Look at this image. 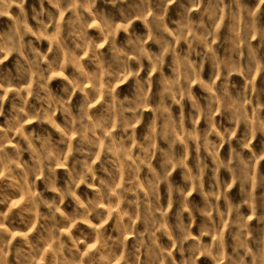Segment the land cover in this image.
<instances>
[{
  "label": "clouds",
  "instance_id": "clouds-1",
  "mask_svg": "<svg viewBox=\"0 0 264 264\" xmlns=\"http://www.w3.org/2000/svg\"><path fill=\"white\" fill-rule=\"evenodd\" d=\"M26 3L0 0V264H264V0Z\"/></svg>",
  "mask_w": 264,
  "mask_h": 264
},
{
  "label": "rangeland",
  "instance_id": "rangeland-1",
  "mask_svg": "<svg viewBox=\"0 0 264 264\" xmlns=\"http://www.w3.org/2000/svg\"><path fill=\"white\" fill-rule=\"evenodd\" d=\"M33 2H34V0H27V3L25 4V9L30 11V6L32 5ZM46 7H50V5L47 4V2H46ZM171 8H172L173 11L177 10V6L176 5H172ZM18 12H19V9L17 7H13L11 9V14H15V13H18ZM11 14L8 15V16H0V28H7V26H9V25L12 24ZM193 15L195 16V15H197V13L196 12H193ZM137 24H141V22L140 21H137ZM51 31H52V29H49V32H51ZM89 31L90 32H97L98 33V28H97L96 25H91L90 28H89ZM120 35L123 36V33H120ZM222 35H223V33H222ZM29 38L30 39H35V37H29ZM254 43H258V42L254 41ZM42 45L46 49L49 46V40L42 39ZM179 47L186 48V45H184L183 43H181L179 45ZM104 48H106V46H104ZM167 59H169V58H166V60ZM84 61L87 62V55H85ZM7 62H9V61H6V63ZM69 71H72V69L70 68ZM206 73H207V67L205 68V74ZM62 75H63L62 73L53 72L52 73V76L50 77V83L53 86H57V85H59L61 83H65V81H63V79H62ZM142 75H143V73H142ZM157 75H158V73L152 74V77L151 78L153 80H155ZM232 79L233 80H237V81H243V78L241 76H239V75H233L232 76ZM131 84H132V81L131 80H127L124 83L120 84L118 87L119 88H128L129 85H131ZM256 84H257V87L258 88L264 87V73H261L257 77ZM192 87H193V90L194 91H199V85L196 84L195 82L193 83ZM80 97H81V93L77 92L73 102L75 103L76 99H78ZM29 102L30 103L32 102V98H29ZM185 103H187V101ZM5 110L6 111L8 110V104L7 103H5ZM151 115L152 114H151L150 111H145V113H144V116H145L146 119H147V117H149ZM262 115H264V113H262ZM2 119L3 118H0V121H2ZM56 119L58 121L60 120V114H57ZM216 119L217 120H220L221 119L220 115H217ZM203 126H204L203 125V121L199 122L198 127H203ZM24 128L26 130L27 129H32V128H47V129L53 131L55 133V135H59V133H56L55 132V129H53L51 127V125L48 124L47 122H45L44 124H40L39 121H29V122H26L24 124ZM143 128H144V123H141V124L137 125V129L136 130H137V132H140L141 129H143ZM241 130L243 131V126L241 127ZM12 135H15L17 137V139H19V136H18L17 133L14 132ZM237 135L239 136V133ZM213 139H215V137H213ZM260 139H261V136H260V134H258L257 135V138L252 141V147L253 148H257L258 147V142H259ZM22 143H23V141H22ZM8 150L9 151H12V146L11 145L8 146ZM227 150H228V145L225 144L223 146V148L221 149V155L222 156L225 155L227 153ZM177 151L178 152H182L183 151V146L182 145H177ZM194 155H195V145H191V147H190V154H189V164L192 163V158L194 157ZM25 158H27V154L25 155ZM156 160L157 161L159 160V153H157ZM97 167H98V165H97ZM259 170H260L261 174L264 175V161H261L260 162ZM56 171L61 176H63L64 173H65V169L59 168V167L56 169ZM181 171H182V169H179V168L178 169H175V170H173L172 175H171V179L174 180L177 184L181 183V176H180ZM146 172H147V169H145V173ZM8 183H10V182H8V181L0 182V194H11L14 191L13 189H11V188H9L7 186ZM37 183L41 187H43V181L42 180H38ZM161 189H165V186L163 184L161 185ZM79 191H89V192H91L92 189H85V187L83 185H81ZM229 191L234 195V197L239 198L238 197V192H237V187H233ZM255 193L257 195H259L261 193H264V186H257L255 188ZM46 194L49 197L55 196V193H51V192H48ZM23 198H24L23 197V194H21V200H23ZM191 199H199V197L196 194H193V196L191 197ZM66 206H68V202H66ZM8 207H12L13 208V213H15V212H17L19 210L18 208L15 207V201H13L9 205L0 204V211H6ZM174 211H175V208L172 209V212H174ZM260 211H264V209H260L258 211V214H259ZM10 218H14V217H10ZM199 223H200V221L198 219L197 220V224H199ZM250 223L252 225H254V226L257 224V222H256L255 219L251 220ZM112 224H113V221L110 220L109 223H108V225H106L105 227L111 228ZM79 227H86V226L80 225ZM137 227H139L138 224H137ZM193 234L194 235H198L197 229L195 227L193 228ZM125 239H126V243L127 244H129V245L132 244V242H133L132 238L126 237ZM204 239H205V241L209 240L208 237H205ZM18 243H22L20 237H16L14 240H12V243L10 245V248H15V246ZM190 243H191V241H190ZM173 255H176V253L174 252ZM9 259L10 260L12 259V254L11 253L9 255ZM198 264H215V262H214V260L211 257L201 256L199 258Z\"/></svg>",
  "mask_w": 264,
  "mask_h": 264
}]
</instances>
